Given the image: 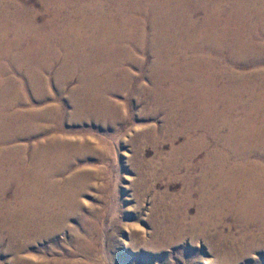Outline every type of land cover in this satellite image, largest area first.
Wrapping results in <instances>:
<instances>
[{"label": "bare ground", "instance_id": "1", "mask_svg": "<svg viewBox=\"0 0 264 264\" xmlns=\"http://www.w3.org/2000/svg\"><path fill=\"white\" fill-rule=\"evenodd\" d=\"M34 2L0 0V250L7 245L12 264H35V256H24L30 243H51L74 217L81 258L72 253L73 261L60 264H107L97 223L79 215L87 178L83 170L73 173L85 159L59 135L60 105L31 104L30 92L41 106L51 90L27 86L53 75L74 121L106 119L115 109L108 97L130 89L128 68L140 70L144 55L153 97L168 98L182 121L203 131L181 151L206 152L199 188L204 215L219 222L231 215L241 248L264 249V0ZM75 78L76 87L64 90ZM57 111L58 141L46 140L29 156L19 143L48 136L42 124ZM237 246L232 242L228 254L244 259Z\"/></svg>", "mask_w": 264, "mask_h": 264}, {"label": "rangeland", "instance_id": "2", "mask_svg": "<svg viewBox=\"0 0 264 264\" xmlns=\"http://www.w3.org/2000/svg\"><path fill=\"white\" fill-rule=\"evenodd\" d=\"M36 9L40 7L36 5ZM141 59L140 70L128 68L133 75L130 89L108 97L115 109L106 119L91 115L74 121L68 96H58V78L53 75L34 80L31 88L27 86V90H51L50 101L42 107L30 92L31 104L54 110L60 105L64 124L59 135L77 147L85 159L67 177L81 170L86 174L85 190L78 198L84 209L79 215L97 223L95 239L100 254L107 264H264L263 248L249 251L244 245V259L228 254L232 242L242 249L239 224L231 215L220 217V222L215 215H204L207 207L201 203L199 188L206 152L181 151L190 137L197 140L203 131L182 121L168 98L160 94L153 97L150 60L147 55ZM14 77L24 82L20 75ZM72 80L66 81L64 90H72L79 83L76 78ZM50 115L42 124L48 136L19 143L28 147L29 156L46 140L58 141V111ZM78 226L74 217L51 243L31 242L24 256H35V264L73 261L72 253L81 258L73 237ZM12 261L10 249L3 246L0 264Z\"/></svg>", "mask_w": 264, "mask_h": 264}]
</instances>
